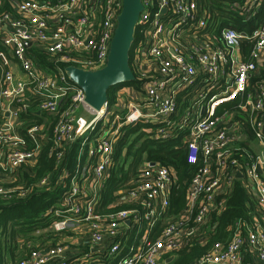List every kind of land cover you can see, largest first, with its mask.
Instances as JSON below:
<instances>
[{"label":"built area","instance_id":"2783aa9c","mask_svg":"<svg viewBox=\"0 0 264 264\" xmlns=\"http://www.w3.org/2000/svg\"><path fill=\"white\" fill-rule=\"evenodd\" d=\"M233 2L225 5L246 24L264 7V0ZM13 3L15 13L0 16L1 44L6 49L0 52V198L23 200L32 194L23 190L17 195L5 186L10 181L3 182L2 175L11 180L15 171L37 164L49 141L47 127L52 128L58 165L68 158L69 149L79 146L78 171L63 193L62 207L51 210V225L36 232L57 234L59 240L26 245L28 256L17 264H160L166 254L181 248L191 223H206L213 210L224 208L216 197L232 189L238 173L264 222V22L251 33L220 29L211 24V15L199 10L197 0H142L137 29L142 28L144 41L134 50L131 68L144 82L145 95L123 100L122 109L111 112L106 104L102 117L88 107L84 92L65 71L52 75L28 53L40 46L63 62L74 52L91 57L77 58L78 68L103 69L123 0H69L56 7L34 0ZM28 100H33V108ZM28 112L43 123L23 133L18 120ZM138 124L143 125V140L176 142L175 150L184 149L194 175L188 207L178 220L168 224L155 242L146 244L144 236L135 247L127 245L132 226L144 219L152 228L169 208L177 186L170 168L144 159L139 180L123 199L126 202H120L142 201L147 212L108 216L96 212L98 191L116 169L113 156L126 134L122 130ZM68 167L67 160L62 168ZM68 178L70 172L64 171L56 185ZM52 184L47 177L38 188L50 190ZM247 231V247L264 264V225ZM246 241L236 232L228 245L216 244L196 264H243Z\"/></svg>","mask_w":264,"mask_h":264},{"label":"trees","instance_id":"16d2710c","mask_svg":"<svg viewBox=\"0 0 264 264\" xmlns=\"http://www.w3.org/2000/svg\"><path fill=\"white\" fill-rule=\"evenodd\" d=\"M13 1L23 3L25 0H4L2 6H0V16L3 13H15ZM34 1L41 4L48 3L53 7L69 2V0ZM231 2L234 3L233 0H197L199 10L211 15V24L214 22L220 29L231 28L238 32L251 33L263 24L264 7L256 18L246 24L235 9L225 5H230ZM141 30L142 28L139 27L136 31L135 44L130 53L131 67L135 54L134 50L144 41ZM1 39L0 37V52L6 50L1 44ZM28 54L35 60L39 68L48 71L52 75H57L59 70L65 71L70 66L80 67L77 64L78 59L91 58L90 56L71 52L72 59L63 62L56 61L57 57H50L47 50L40 46L34 47ZM133 73L136 78L134 82L112 87L108 91L107 105L109 112L118 109L117 105L120 103V92L122 90H125L126 97L131 100L145 95L144 82L139 79L135 69H133ZM1 80L2 72L0 70V84ZM257 82V80H254L252 83L257 84ZM28 102L30 107L33 108V100H28ZM1 117L0 113V122ZM42 119H46V116H42ZM51 121L52 119L49 120L47 126ZM42 123L43 121L31 112L21 114L18 120L19 130L22 129L23 133ZM142 129L143 125L138 124L134 127L128 126L122 130L126 134L116 144L113 156L116 169L112 171L111 176L98 191L100 205L96 209V212L102 216L132 210H138L145 214L147 208L142 201L121 203L120 200L126 198L129 190L135 187L134 183L139 180L141 166L145 161L156 162L161 167L170 168L174 173L177 186L171 191L169 208L162 214L160 220L159 218L154 220L152 228H149L150 222L144 219L132 226L127 245L135 247L140 245L144 236H146V244L155 242L168 224L178 220L181 212L188 207V189L194 175V168L189 165L187 153L184 149L175 150L176 142L161 144L143 140L144 133L141 132ZM47 131L49 132V141L40 150L37 164L33 167L28 166L15 171L9 184L5 185L14 188L17 195L23 190H32V194L23 200L17 197L12 200L0 198V264H17L19 261L26 259L29 253L26 245L28 246L33 242L44 244L53 238L56 239L54 243L59 240L57 234L49 233L37 236L36 232L51 225L54 220L50 214L51 210L62 207L63 193L70 187L71 178L78 171L76 157L79 146L75 145L69 149L68 158L66 157L62 164L58 165V160L53 153L52 128L47 127ZM141 140L143 142L138 146ZM125 150L127 152L124 156ZM144 159L147 160L144 161ZM67 160L69 167L62 168ZM128 166L129 168H127ZM64 171L70 172V178L56 185V182H60ZM47 177H50L53 183L50 190L38 188L40 181ZM121 191L124 193L119 195ZM216 201L222 202L224 208L213 210L206 223L196 225L191 223L185 230L181 248L171 254H166L161 264H196L210 253L216 244L228 245L233 240L236 232H240L246 241L249 236L247 228H255L258 223L264 225L263 218L260 215L261 212L256 202L249 196L242 180H236L228 193L222 196L217 195ZM123 202L126 201L123 200ZM48 218H51V221ZM241 254L243 264H259L256 254L250 252L247 247V241ZM170 258H173V260L167 263Z\"/></svg>","mask_w":264,"mask_h":264},{"label":"water","instance_id":"95a60500","mask_svg":"<svg viewBox=\"0 0 264 264\" xmlns=\"http://www.w3.org/2000/svg\"><path fill=\"white\" fill-rule=\"evenodd\" d=\"M143 9L142 0H123L122 12L118 17L108 60L103 69L88 71L75 66L65 69L69 81L84 92L88 107L99 112L102 117L107 113L105 105L108 91L112 87L129 84L136 79L130 65V53L135 44L137 22ZM162 13L167 12L165 10ZM8 117L9 114L6 113L5 118ZM2 129L8 130V127L3 126ZM242 178V174L238 173L237 179ZM130 223L131 221L126 222L128 225Z\"/></svg>","mask_w":264,"mask_h":264},{"label":"crops","instance_id":"0c3cea01","mask_svg":"<svg viewBox=\"0 0 264 264\" xmlns=\"http://www.w3.org/2000/svg\"><path fill=\"white\" fill-rule=\"evenodd\" d=\"M127 94H125V90H122L121 92H120V97H121V100H120V103H119V105H118V107L120 108V109H122V104H123V100H125L127 97ZM7 119V118H6ZM0 124H1V122H0ZM127 152V151H126ZM126 154V153H125ZM128 225V224H127ZM128 226H131V223L128 225ZM172 260H171V258L170 259H168V261H167V263H169V262H171ZM161 264V263H160Z\"/></svg>","mask_w":264,"mask_h":264},{"label":"rangeland","instance_id":"374dc122","mask_svg":"<svg viewBox=\"0 0 264 264\" xmlns=\"http://www.w3.org/2000/svg\"><path fill=\"white\" fill-rule=\"evenodd\" d=\"M127 100H129V98H126V99H125V101H127ZM85 119H87V120L89 121V120L91 119V117H86ZM142 142H143V140L140 141V143L138 144V146H139ZM138 146H136V147H138ZM127 168H129V166H128ZM9 176H10V175H8V174H7V176L2 175V178H4V179H3V180H4L3 182H9V181H10Z\"/></svg>","mask_w":264,"mask_h":264}]
</instances>
